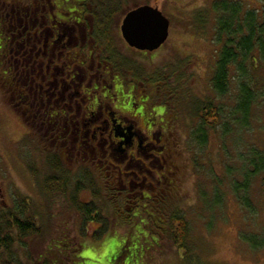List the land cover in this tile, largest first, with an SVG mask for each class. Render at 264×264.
I'll list each match as a JSON object with an SVG mask.
<instances>
[{"label": "trees", "instance_id": "16d2710c", "mask_svg": "<svg viewBox=\"0 0 264 264\" xmlns=\"http://www.w3.org/2000/svg\"><path fill=\"white\" fill-rule=\"evenodd\" d=\"M7 1L11 4L5 5L4 2L0 4V87L9 105L21 114L26 125L38 135H43L46 142L52 146L57 147L60 142L59 139L56 143L52 141L56 138L55 131L62 127L63 112L58 110L59 112L49 113L46 108L41 107L45 102L41 94V86L46 82L44 65L48 63L45 62L46 57L42 56V53L37 56L33 49L42 46L45 41L42 34L45 35V28L49 26V7L54 4L58 10L78 11V14L73 12L72 16L76 15L79 18L65 17V20L69 22L68 28L75 27L85 35L83 44L79 43L75 49L82 47L78 56L86 63L91 59L95 71L98 70V64L106 72L114 74L126 66L125 69L129 68L134 75L144 74V78H150L160 84L162 92L174 87L167 82L170 79L159 78L158 73L154 77L142 64L137 65L136 62L132 64V60L131 62L130 59L126 60V54L118 48V42L121 43V40L116 34L117 21L121 13V17L125 13V4L129 6L132 0ZM33 2L36 4L35 9L32 7ZM210 14L216 29L214 42L219 48L210 78L214 97L207 102L197 98L196 103L192 100L190 103L185 99L190 103L188 126L194 124L189 137L201 148L206 145L207 135L217 128L221 129V140L229 134L240 135L250 130L255 112L259 107L264 108V0H261L260 9H249L241 1L215 0L211 4ZM38 16L44 17L47 21L34 22ZM195 20L201 27L206 25L204 13H197ZM68 57L71 61L73 55ZM37 60L44 63L37 69L38 75L32 72ZM162 77L164 78L163 75ZM36 81L39 82L38 85ZM183 82H178V86L185 89L186 84ZM231 85L235 86V95L232 105L224 113L222 105L217 103L216 99L228 95ZM35 89L37 102L40 103L37 108L33 106L32 97ZM250 148L241 154L248 170L243 182L236 185L245 192L247 184L258 176L261 177V187L264 191V151L256 146ZM62 149L65 150V155L57 151L47 152L45 162L49 173L43 181H36V184H39L43 197L50 200L63 197L68 201V206L73 208L68 209L70 215L72 213L71 216L79 217V231H72L68 229L67 223L59 221L51 230L45 232V221L41 219L38 221L31 200L16 196L11 205L0 206V264H83L80 259L82 250L80 239L88 236L98 239L110 223L115 229L123 228L125 231V236H122L123 244L118 249L113 264H126V259L130 260V264H136L145 253L158 247L160 237L167 238L171 243L170 247H174L172 249L182 251L185 255L193 252L192 247L188 245V224L180 217L176 206V209L173 207L170 210L165 221L159 209L155 213L154 206L157 202L148 195L132 203L129 206L130 211L124 216L118 215L117 212L114 215L113 209L110 210L111 214H106L109 205L111 207L118 205L126 190L110 189L109 186L106 188L101 177L102 185L100 184L99 192L95 180L100 182L99 173L102 172L96 162L97 157L93 159L91 155L87 156L82 152V157L78 159L68 145H64ZM32 172L37 176L35 171ZM213 188L216 190L215 184ZM83 190L91 192V201L77 204L78 195ZM167 190L170 195L174 193L171 187ZM218 193L221 195L220 191H215V197ZM104 196L109 200L106 201ZM200 198L205 201V194ZM246 200L247 196L241 199ZM98 202L104 203L103 208L98 207ZM142 202L151 205L152 210L147 211L142 206L138 207ZM48 211L50 212L49 207ZM91 223H98L101 227L89 234L87 227ZM113 231L116 233V230ZM240 236L252 249L261 248L264 244L262 237L244 236L241 233Z\"/></svg>", "mask_w": 264, "mask_h": 264}, {"label": "rangeland", "instance_id": "374dc122", "mask_svg": "<svg viewBox=\"0 0 264 264\" xmlns=\"http://www.w3.org/2000/svg\"><path fill=\"white\" fill-rule=\"evenodd\" d=\"M5 1L0 0V4L10 3ZM213 1L215 0H132L129 6L126 4L124 6V12H127L137 6L149 5L157 8L169 21V36L159 51L146 57L134 55L128 57L132 64L140 63L152 76L155 77L158 73L159 78L170 79L167 82L171 86L174 85L165 92L158 86L159 90L153 89L156 91H153L152 99L149 100L152 107L146 108L148 118L152 119L151 124L157 126L159 124L164 131L158 135V128L154 129L153 134L146 140V143H156L153 147L154 157L146 158V170L139 173L135 167H129L128 171L138 172L140 177L146 176L142 190L147 191V195L152 190L148 183L155 185L162 180V199H155L157 202L154 206L155 213L159 209L166 221L170 210L173 207L176 209V206L180 217L188 224V245L193 250L185 255L182 251L172 249L174 247H170L171 243L167 238L160 237L158 247L145 253L136 264H264V244L261 248L252 249L240 236L241 233L244 236L262 237L264 242V191L261 187V177L252 179L247 184L245 192L236 185L243 182L248 170L241 154L255 146L264 151V108L259 107L251 119L252 128L240 135L229 134V138L225 136L221 140V129H214L215 131L207 135L203 148L196 146L189 137L191 127L194 125L191 124L189 127L187 121L191 100L196 103L198 98L207 102L214 97L210 78L219 48L214 42L216 29L210 14ZM236 1H241L249 9L261 8V0ZM68 11L71 13L72 10ZM61 12L63 13L62 9ZM197 13H204L206 16V25L203 27L195 20ZM119 18L117 22L120 24ZM118 45L120 51L126 53L120 42ZM178 82L185 83L186 88L179 87ZM183 83L182 86L185 87ZM150 91L152 92V89ZM126 95L130 93L127 92ZM181 95L185 97L183 101ZM234 95L235 86L231 85L228 95L216 99V102L222 105L224 113L232 105ZM159 103L167 106L162 115L160 113L163 112L162 106H156ZM160 116L163 118H158ZM138 126L142 128V123ZM49 151L65 155L61 143H58L57 147L52 146L46 142L43 135H38L26 125L21 114L9 105L0 87V206L11 205L16 196L27 197L38 215V221L40 219L45 221V232L51 230L59 221L67 223L68 229L79 231V217L71 216L72 213L70 215L68 209L73 208L68 206V201L63 197L51 200L43 197L39 184H36V181H43L49 173L45 162ZM149 152L144 151L139 157L144 161ZM147 167L152 169V174L147 175ZM32 170L37 176H34ZM109 171L111 177H117L116 170ZM99 176L100 182L98 180L95 182L100 192L104 172L99 173ZM177 177L179 180L176 184ZM137 182L141 184V180ZM171 182L172 185L178 186V188L174 186L172 195L167 190L172 187ZM131 190L134 192L141 189L138 185L133 186ZM153 191L152 197H155L156 190ZM215 191H220L221 195L218 193L215 197ZM202 194L206 196L205 201L200 198ZM91 195L89 190L81 191L77 204L91 201ZM246 196L247 200L241 201ZM122 197L117 203L122 207L116 204L112 207L109 205L106 214H111V209L114 215L117 212L123 216L130 211L129 206L136 200L133 196L126 195V192ZM105 200L109 199L105 197ZM103 204L97 203L99 208H103ZM140 206L147 211L152 210L149 204L142 202L138 204V207ZM100 227L98 223H91L87 231L90 234ZM105 229L98 239H92L90 236L80 239L82 243L80 259L83 264H99L101 261L103 264L109 262L113 264V259L123 244L122 236H125V231L123 228L115 229L111 223ZM113 230H116V233ZM113 244L116 245L115 248H112ZM85 253H90L95 260L86 259ZM126 264H130L129 259H126Z\"/></svg>", "mask_w": 264, "mask_h": 264}, {"label": "flooded vegetation", "instance_id": "af4514ba", "mask_svg": "<svg viewBox=\"0 0 264 264\" xmlns=\"http://www.w3.org/2000/svg\"><path fill=\"white\" fill-rule=\"evenodd\" d=\"M32 7L36 8L34 2ZM73 12L78 14L77 10L71 11V13L66 10L62 13L55 4L49 7V26L45 28V35L42 34L45 41L42 46L33 49L37 56L42 53V56L46 57L45 62L48 63L44 65L46 82L41 86V94L45 102L41 104V107L46 108L49 113L59 112L58 110L63 112L62 127L55 131L56 138L52 142H59L57 141L59 139V143L62 142V148L64 145H68V148L74 152V156L76 155L78 159L82 157V152H85L87 156L91 155L93 159L97 157L96 162H98L101 172H104L102 178L106 188L109 186L110 189L126 190V195L133 196L135 200L142 199L148 196V192L142 190L146 176L140 177L139 173L146 170V158L154 157L155 149L153 147L156 146L155 142L146 143V140L149 135L153 134L154 129L158 128V135L164 131V128L159 127V124L157 126L150 123L152 119L148 118L146 109L152 107L149 100L152 99L153 91H156L153 89L159 90L160 84L158 85L150 78H144V74L134 75L129 71V68L125 69L126 66L114 74L106 72L98 64V70L95 71L91 59L86 63L82 57L78 56L82 47L75 49L79 43L83 44L85 35L75 27L68 28L70 27L69 22L65 20V17L79 18L76 15L72 16ZM123 16L120 18V22ZM39 20L47 21L44 17L38 16L35 17L34 22ZM119 26L116 27V34L126 52V60H129L132 55L146 57L161 49L160 47L157 51L146 53L129 48L121 38ZM68 29L71 31L69 32ZM39 36L41 38L40 34ZM71 54L73 58L70 61L68 56ZM53 61L55 62L53 63ZM42 64H44L42 60H37L32 72L37 74V69L41 68ZM66 68L68 69L66 70ZM38 84L39 82L36 81V85ZM36 92L37 90L33 92L32 97L33 106L37 108L40 103L37 102ZM127 92L130 95H126ZM137 98H139L138 101ZM90 103L92 111H90ZM156 106H162L161 115L165 113L164 104L159 103ZM158 118L162 119L163 116ZM140 123H142L143 129L138 126ZM147 150L150 152L143 161L139 156ZM148 162L151 161L148 160ZM129 167H135L139 173L128 171ZM110 169L117 171V177L110 176ZM146 173L147 175L152 174V169L147 167ZM130 174L132 175L130 176ZM138 180H141V184L137 182ZM175 180L177 184L179 178L177 177ZM148 184L152 189L149 197L156 200L162 199V180H159L155 185ZM170 184L172 189L178 188L176 184L172 185V182ZM138 185L141 190L132 192V187ZM153 190H156L155 197H152ZM157 196L161 198H157Z\"/></svg>", "mask_w": 264, "mask_h": 264}, {"label": "water", "instance_id": "95a60500", "mask_svg": "<svg viewBox=\"0 0 264 264\" xmlns=\"http://www.w3.org/2000/svg\"><path fill=\"white\" fill-rule=\"evenodd\" d=\"M169 26V21L157 8L143 5L123 16L119 31L129 48L152 53L167 41Z\"/></svg>", "mask_w": 264, "mask_h": 264}, {"label": "snow or ice", "instance_id": "6c2138e0", "mask_svg": "<svg viewBox=\"0 0 264 264\" xmlns=\"http://www.w3.org/2000/svg\"><path fill=\"white\" fill-rule=\"evenodd\" d=\"M115 247H116V245L113 244L112 248H115ZM112 254L115 255V252H113ZM84 256H85L86 259L95 260V257H93L90 253H85ZM99 264H103V262L101 261V262H99ZM109 264H111V262H109Z\"/></svg>", "mask_w": 264, "mask_h": 264}]
</instances>
